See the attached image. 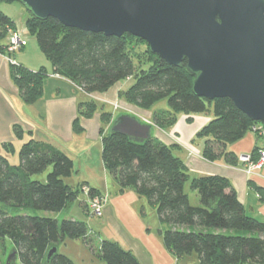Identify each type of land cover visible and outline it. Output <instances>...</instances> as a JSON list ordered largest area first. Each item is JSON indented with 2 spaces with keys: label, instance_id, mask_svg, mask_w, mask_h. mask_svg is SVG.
Instances as JSON below:
<instances>
[{
  "label": "trees",
  "instance_id": "1",
  "mask_svg": "<svg viewBox=\"0 0 264 264\" xmlns=\"http://www.w3.org/2000/svg\"><path fill=\"white\" fill-rule=\"evenodd\" d=\"M26 26L54 73L92 96L79 105L81 115H90L96 109L93 95L106 92L121 79L134 78L119 92L128 103L140 108H150L163 99L168 103L169 109L153 112L156 126L168 127L175 123L178 113L197 114L211 106L213 117L195 134L204 139L201 155L208 161L221 157L230 164L238 161L225 146L242 138L257 122H252L230 98L208 100L195 95L186 60L178 66L170 65L148 49L142 38L67 27L51 16L39 19L29 12ZM15 30L11 18L0 11V54L10 59V77L29 104L42 94L46 70H32L14 62L11 54L16 51H8L5 40L8 31ZM110 115L103 112L101 117L108 120ZM78 119L74 120V129H78ZM103 131L101 160L105 169L116 178L120 192L134 190L156 207L160 223L167 226L160 229L164 246L176 258L194 252L198 264H264V221L244 211L229 179L216 174L190 177L171 146L155 137L136 140L111 129ZM17 154L19 163L13 165L0 153V247L9 239L22 264H87L75 262L59 250L47 260L49 248H57L65 238H81L104 264H140L134 253L116 240L98 235L97 240L81 218L58 221L26 212L10 214L7 208L67 209L84 187L88 188L87 196H102L84 183H65L73 163L67 153L54 146L30 139L22 142ZM250 155L253 160L258 157ZM186 184L197 192L199 205L190 203ZM80 205L89 214L87 200Z\"/></svg>",
  "mask_w": 264,
  "mask_h": 264
},
{
  "label": "crops",
  "instance_id": "2",
  "mask_svg": "<svg viewBox=\"0 0 264 264\" xmlns=\"http://www.w3.org/2000/svg\"><path fill=\"white\" fill-rule=\"evenodd\" d=\"M14 10L22 18L24 25L21 26V22L17 23ZM0 11L6 13L11 18L18 32V25L23 31L24 28L26 29V19L29 17V11L20 2L18 3L16 0L11 2L0 1ZM8 33L6 42L11 31H8ZM11 57L15 63H20L32 70L44 67L46 76L43 79V91L39 99L28 104L21 98L18 88L14 84L12 77H10L11 66L7 55L0 54V153L6 156L8 161L13 155L18 157L17 152L22 142L33 139L40 143H47L67 153L73 163L74 157L83 152L73 150L74 153L69 149L68 145L64 148L65 144L79 145L82 148L81 144L83 145L84 143L78 140L74 141L75 137L85 132V134L88 133L91 137H97L98 133L99 138H101V130L108 132L112 124L120 116H133L140 123L142 122L150 127L151 137H155L162 143L171 146L173 153L183 161L190 177L210 174L226 177L229 179L233 190H235L238 200L243 204L244 211L253 218L264 221V164L254 175H246L243 172V165L239 160L236 161L237 163L230 164L223 157L208 161L201 155L204 139L195 136V134L213 117L211 106L206 112L197 114L178 113L175 123L162 128L153 123L152 114L155 110L169 109L168 103L159 105L156 104L159 102L157 101L150 108H140L130 102L128 103L119 94L128 85L117 82L106 92L97 93L93 97L97 95L103 102H118L117 104L124 107L123 111L117 117L113 115V112L107 111V113L110 112L111 114L108 120H104L101 123L98 118L97 122H94L92 121L93 117L87 118L92 113L84 116L79 112V105L92 96H88L66 77L54 73L52 64L46 58L48 64L51 65L49 69L41 58L40 53L35 52L32 47H29L28 41L24 47L12 53ZM103 112L106 111H102L100 114ZM96 114L98 113L95 112L94 115ZM76 117L79 118L78 129L73 128ZM225 149L236 156V158L243 154L258 156L256 153L257 149L264 151V135L255 133L252 127L242 138L226 144ZM86 157L87 153H85L82 159H79V163L81 164L75 171V174H78V170L79 172L81 171V166H85L84 169L87 173H79L75 177L77 182L72 184L71 178H73L72 172L74 170L72 169V172L64 181L71 186H76L77 183H84L87 186L94 187L98 195L104 197L100 217V231H96L92 227L91 229L98 234L99 238L105 237L116 240L122 248L131 250L140 261V264H168V259L171 258V253L168 252L170 250L165 248L157 237L147 233V226L149 224L146 226L144 222L145 218H142V212H140L137 205L143 202V197L131 189L120 192L119 183H117L116 178L111 173L107 172L102 160V166L98 170L99 162L97 158L89 156L86 159ZM186 187H189L188 184L185 186V191ZM189 194L190 192L188 196ZM78 196L75 200L80 198L81 202L79 204L87 200V196L82 192ZM195 204L198 205V201ZM142 207L144 208V206ZM81 211L86 217L81 216V219L86 221V223L92 222L93 218L88 216V213H85L83 208ZM159 228L162 229L161 226ZM71 240L74 239L65 238L60 241L57 250L65 253L66 251L60 249V244L68 245L73 242ZM65 254L68 257L70 256L72 260L74 259L71 255H68L69 253ZM91 261H93V258Z\"/></svg>",
  "mask_w": 264,
  "mask_h": 264
},
{
  "label": "water",
  "instance_id": "3",
  "mask_svg": "<svg viewBox=\"0 0 264 264\" xmlns=\"http://www.w3.org/2000/svg\"><path fill=\"white\" fill-rule=\"evenodd\" d=\"M17 1L39 19L142 38L170 65L186 60L195 95L230 98L252 122L264 123V0ZM110 128L136 140L150 136L133 116H120ZM56 250H47V260Z\"/></svg>",
  "mask_w": 264,
  "mask_h": 264
},
{
  "label": "rangeland",
  "instance_id": "4",
  "mask_svg": "<svg viewBox=\"0 0 264 264\" xmlns=\"http://www.w3.org/2000/svg\"><path fill=\"white\" fill-rule=\"evenodd\" d=\"M19 3V2H18ZM15 14L17 13L16 10H14ZM15 20L17 21V23L19 24V22H21V26L24 25V22L22 21V18H20L17 14L15 15ZM24 28V27H23ZM18 30L19 32H21L23 39L28 43H29V47H32L35 52L40 53L41 58L44 60V62L47 64V66L51 67L50 64H48L46 57L44 56V53H42L38 42H36V39L34 37V35L32 34V32H30L27 29L24 28V31L21 29V27L18 25ZM37 55V54H36ZM45 57V58H44ZM134 78H128V79H121L119 82L127 84L128 87L129 85L132 84ZM126 86V85H125ZM128 87H126L125 89H127ZM79 92V91H77ZM80 93V92H79ZM97 94V93H96ZM99 94V93H98ZM94 101L97 102V109L94 110L92 112V115L87 117H93L94 122H97V119L99 118V121L102 123V121H104L105 119L103 117H101V112L102 111H111L113 112V115H115L116 117L119 116V114L123 111L122 109L124 108L122 105L118 104V108H116L115 106H113L112 102H103V100H100V97H93ZM116 103V102H114ZM118 103V102H117ZM166 104V99L160 100L159 102H157L156 104ZM97 112L99 114L94 115V113ZM183 114V113H182ZM83 117V116H81ZM85 118V117H83ZM77 124H79V120L77 122ZM99 135L97 133V137H91L90 135H88V133L85 134V132H83L82 134H80L78 137H75V140H78L79 142H83L84 144L82 146V148H80L79 145H71L70 143H67L64 145V148L68 145L69 149L74 152L73 150L77 151V152H83L78 154L76 157H74V170L72 172L73 174V178H71V183L75 184L77 182V180L75 179V177L77 175L80 174H85L87 173V171L84 169L85 166H81V171L79 172L78 170V174H75V171L77 170V168L80 166L81 163H79V159H82L85 156V153H87V157L86 159L90 156V157H96L97 161L99 162V166H98V170H100L101 166H102V162L100 159V148L102 146L101 140H99ZM75 153V152H74ZM18 158V159H17ZM17 159V160H16ZM9 164H13V165H18L19 163V157H16V155L11 156L9 158ZM245 173V172H244ZM45 174V172H44ZM246 174V173H245ZM247 175V174H246ZM95 180L97 182H99L98 179L95 178ZM86 188V187H85ZM186 191L189 194V201L190 203H192L193 205H197L195 204L196 201H198V194L196 191L190 189L189 187H186ZM79 197V196H78ZM88 197V196H87ZM142 203H138L137 205L139 206V210L140 212H142L141 216L144 219V222L147 226V224H149L147 226V233H150L151 235H154L155 237H157V239L160 240V242L164 245L163 243V237L162 234L160 232V226L162 227V229L167 228L166 225L160 223L159 220V215H157L156 212V207L149 203L148 199L146 198V196H142ZM197 198V199H196ZM79 202H81V199L78 198L77 200H75L69 207H67V209H63L61 211H56V212H52L49 210H38V209H10L7 208V211L10 212V214H22L23 212H26L28 214H37L39 216H50L54 219H58V221H61L64 218H68V217H73L75 219H79L81 218V216L85 217L84 213H82L81 211V205L79 204ZM198 205H199V201H198ZM144 206V208L142 207ZM81 208V209H80ZM88 216H91L92 222H87V226L88 228H93L96 231H100V225H101V218L95 216L94 214H91V212L89 211ZM86 218V217H85ZM88 219V218H87ZM88 221V220H87ZM103 222V221H102ZM90 223V224H89ZM93 233L95 234V236L97 237L98 240V234L94 231ZM73 241L72 243H69L68 245L66 244H60L61 248L64 251H66L65 253H69L68 255H71V257H73L75 262L78 263H87V264H104L103 262H101L96 255L92 252L89 251V249L87 248V246L84 244L83 241H81L80 239H74L71 240ZM64 243V242H63ZM75 244V245H74ZM99 244V241L96 242V245ZM58 247V245H57ZM168 251V250H167ZM169 253H171V258L168 259V264H198V260L196 258V254L194 252H192V254H187V255H183L181 256V258H176V256L171 252L168 251ZM12 254H14V257H12ZM10 257V258H9ZM9 258V259H8ZM93 258V261H91V259ZM0 264H22L19 260L18 255H16V253L13 250V244H11V241L9 239H5V242L3 243V245L0 247Z\"/></svg>",
  "mask_w": 264,
  "mask_h": 264
},
{
  "label": "built area",
  "instance_id": "5",
  "mask_svg": "<svg viewBox=\"0 0 264 264\" xmlns=\"http://www.w3.org/2000/svg\"><path fill=\"white\" fill-rule=\"evenodd\" d=\"M24 42L25 40L23 39L20 32H18L17 30L11 31V34L8 39L9 45L7 49L8 51H16L22 45L25 44ZM113 106L117 108L118 104L113 103ZM253 129L255 133L264 135V123L257 122L256 124L253 125ZM257 155L258 157L255 160L252 159L250 154H243L238 156L239 162L243 165V172H245L247 175H254L256 171L260 169L264 164V151L259 149ZM82 189H83V193H85L87 196L88 188L84 187ZM88 197L89 198L87 199V206L90 208L91 213L97 217H101L104 198L102 196H97V195L88 196Z\"/></svg>",
  "mask_w": 264,
  "mask_h": 264
}]
</instances>
